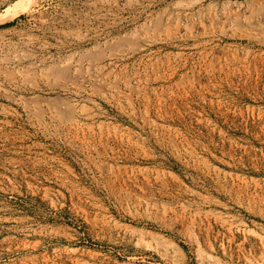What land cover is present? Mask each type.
Here are the masks:
<instances>
[{
  "label": "rangeland",
  "instance_id": "rangeland-1",
  "mask_svg": "<svg viewBox=\"0 0 264 264\" xmlns=\"http://www.w3.org/2000/svg\"><path fill=\"white\" fill-rule=\"evenodd\" d=\"M0 264H264V0H0Z\"/></svg>",
  "mask_w": 264,
  "mask_h": 264
},
{
  "label": "bare ground",
  "instance_id": "bare-ground-1",
  "mask_svg": "<svg viewBox=\"0 0 264 264\" xmlns=\"http://www.w3.org/2000/svg\"><path fill=\"white\" fill-rule=\"evenodd\" d=\"M18 6H19V4L16 6L15 9H17ZM17 10H18V9H17ZM12 12L14 13V11H12ZM29 248H31L32 250H34V249H36L37 247H36V246L22 245V249H23V250H28ZM17 250L20 251L21 248L18 247ZM24 253H25V252H24Z\"/></svg>",
  "mask_w": 264,
  "mask_h": 264
},
{
  "label": "trees",
  "instance_id": "trees-1",
  "mask_svg": "<svg viewBox=\"0 0 264 264\" xmlns=\"http://www.w3.org/2000/svg\"><path fill=\"white\" fill-rule=\"evenodd\" d=\"M10 23V22H9ZM3 25H5V24H3Z\"/></svg>",
  "mask_w": 264,
  "mask_h": 264
}]
</instances>
